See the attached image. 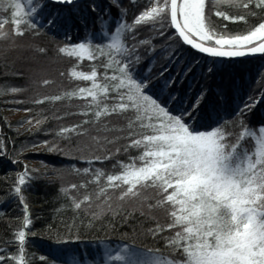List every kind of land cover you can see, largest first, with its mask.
I'll return each instance as SVG.
<instances>
[{"label":"trees","instance_id":"obj_1","mask_svg":"<svg viewBox=\"0 0 264 264\" xmlns=\"http://www.w3.org/2000/svg\"><path fill=\"white\" fill-rule=\"evenodd\" d=\"M168 3L0 0V264H264V52L194 50ZM178 18L215 48L264 40V0H205L204 39Z\"/></svg>","mask_w":264,"mask_h":264},{"label":"rangeland","instance_id":"obj_2","mask_svg":"<svg viewBox=\"0 0 264 264\" xmlns=\"http://www.w3.org/2000/svg\"><path fill=\"white\" fill-rule=\"evenodd\" d=\"M205 0H182L178 6V12L181 14V18L183 20V23L187 28L193 32L195 35H197L199 38L204 39L207 35L204 27L201 24V12L202 8L204 6ZM21 7L24 11V13L30 15L31 17L38 19L36 16V12L39 9V6H36L34 4V0H21ZM167 7V4L165 2L160 3L159 5H153L147 10V13L144 14L143 16L149 17L150 15L157 14L162 9H165ZM169 7V3H168ZM142 16V17H143ZM262 34H257V35H248V36H243L240 38L236 37H231L229 36V39L222 40V42L219 45H226L230 46L228 48H235V49H247L251 48L249 45L261 37ZM120 42V40L116 37H113L111 41L109 42L110 44L116 45ZM235 46V47H233ZM250 58V57H248ZM259 100H255L253 102H257ZM2 102L4 103L3 99ZM4 114L8 117L9 120H17L23 116H25V112L21 110H16L14 108H7L4 106L3 108ZM28 121L26 120L25 124ZM23 125L17 126V129H22ZM33 129L34 127L31 126ZM189 138H191V142L195 143L197 146L201 147L202 149L209 150L210 152H213V149L210 144V135L209 134H199V135H190ZM30 152H37V151H43V152H48L49 150L45 147L44 144L40 145H34L28 149ZM208 152L209 155L211 153ZM23 162L27 166L34 167L37 169L39 172H41L42 175L44 176H50L52 172V167L48 163L36 161V160H31V159H23ZM206 165L203 167L205 168ZM199 178V174L193 177V180ZM254 224V219L253 216L250 214L248 216H245L242 218V224L240 226V235H241V240L243 243L249 244V239L251 238L252 235V227ZM252 242V241H251ZM229 255H222V258L220 257L221 261H224V258Z\"/></svg>","mask_w":264,"mask_h":264},{"label":"water","instance_id":"obj_3","mask_svg":"<svg viewBox=\"0 0 264 264\" xmlns=\"http://www.w3.org/2000/svg\"><path fill=\"white\" fill-rule=\"evenodd\" d=\"M61 3H72L78 0H54ZM178 0H169V15L172 28L176 31L181 40L194 50L209 56H218L224 58H248L259 56L264 52V40L258 45L247 49L235 48H215L206 45L189 36L181 26L178 18Z\"/></svg>","mask_w":264,"mask_h":264}]
</instances>
